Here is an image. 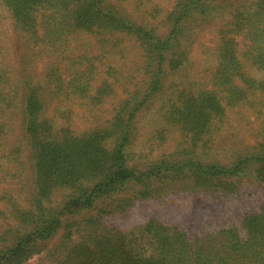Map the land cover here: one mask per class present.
Returning a JSON list of instances; mask_svg holds the SVG:
<instances>
[{
	"label": "rangeland",
	"instance_id": "rangeland-1",
	"mask_svg": "<svg viewBox=\"0 0 264 264\" xmlns=\"http://www.w3.org/2000/svg\"><path fill=\"white\" fill-rule=\"evenodd\" d=\"M96 1L0 0V264H264V0Z\"/></svg>",
	"mask_w": 264,
	"mask_h": 264
},
{
	"label": "trees",
	"instance_id": "trees-1",
	"mask_svg": "<svg viewBox=\"0 0 264 264\" xmlns=\"http://www.w3.org/2000/svg\"><path fill=\"white\" fill-rule=\"evenodd\" d=\"M13 1L15 2V7H16L15 12L18 17L27 13L24 11L25 5H27L28 8H31V6L28 3V0H25L24 4H23V0H13ZM79 3H81L83 6H80ZM96 3H97L96 0H77V8L84 11V14L82 17H86L87 12H92V10L96 8ZM97 12L98 14L102 16L101 20L106 18L105 16L111 15L113 17H116L113 14L114 12L109 13V14L103 13V15L100 10H97ZM160 45H161V41H158L157 44H155L153 41L147 43V54L149 56L148 58L152 62H157L156 58L154 56L151 57V55L152 54H156V56L158 55L160 51V47H159ZM117 153L118 155L116 159L120 160L121 162L120 166L112 170V172H110L108 176H106L101 182H99L93 187L90 196H88L89 201L95 197H100L105 194L116 191L119 188V186H121L125 182L130 181L133 178L132 171L129 168H127L125 164H123L124 158L120 157L121 153L119 151ZM258 256H259V253L257 254V257ZM254 257L255 256H251L250 254L245 252L244 254H235V255L229 254L225 256L221 255L219 256V260H220V264H243L244 262H247V261L253 262ZM261 261L264 262V256H261ZM206 263H207L206 261L203 262V264H206ZM164 264H166V261H164ZM176 264H182V263L176 262Z\"/></svg>",
	"mask_w": 264,
	"mask_h": 264
}]
</instances>
